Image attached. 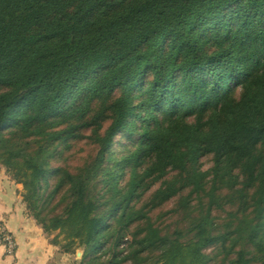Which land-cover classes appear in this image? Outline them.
<instances>
[{"label": "trees", "instance_id": "16d2710c", "mask_svg": "<svg viewBox=\"0 0 264 264\" xmlns=\"http://www.w3.org/2000/svg\"><path fill=\"white\" fill-rule=\"evenodd\" d=\"M0 172L78 264H264V0H0Z\"/></svg>", "mask_w": 264, "mask_h": 264}, {"label": "crops", "instance_id": "0c3cea01", "mask_svg": "<svg viewBox=\"0 0 264 264\" xmlns=\"http://www.w3.org/2000/svg\"><path fill=\"white\" fill-rule=\"evenodd\" d=\"M20 191V186L0 174V225L13 235L16 244L12 257L5 256L0 247V264H69V257L59 258L36 223L26 218Z\"/></svg>", "mask_w": 264, "mask_h": 264}, {"label": "built area", "instance_id": "2783aa9c", "mask_svg": "<svg viewBox=\"0 0 264 264\" xmlns=\"http://www.w3.org/2000/svg\"><path fill=\"white\" fill-rule=\"evenodd\" d=\"M0 247H3L9 255L13 254L15 250L14 240L3 231H0Z\"/></svg>", "mask_w": 264, "mask_h": 264}, {"label": "rangeland", "instance_id": "374dc122", "mask_svg": "<svg viewBox=\"0 0 264 264\" xmlns=\"http://www.w3.org/2000/svg\"><path fill=\"white\" fill-rule=\"evenodd\" d=\"M0 174H2V175H4V173L3 172H0ZM21 187V186H20ZM20 190V189H19ZM22 190V189H21ZM23 206V205H22ZM24 207V206H23ZM25 213V212H24ZM26 216V215H25ZM27 218V217H26ZM0 231H3L4 233H6L7 235H9L10 237H12V239H14V237H13V235L10 233V232H8L7 230H6V228H4V226L3 225H0ZM1 248H3V247H1ZM3 250H4V248H3ZM58 251V250H57ZM4 254H6L7 255V257H10V256H13L12 254L11 255H9L7 252H5V250H4ZM58 256H59V258H61V257H66V256H61L59 253H58ZM81 257V254H80V252H78L77 254H76V256H70L69 257V264H78L79 263V258ZM60 260V259H59Z\"/></svg>", "mask_w": 264, "mask_h": 264}]
</instances>
